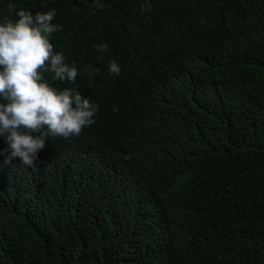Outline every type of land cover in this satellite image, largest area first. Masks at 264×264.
<instances>
[{
    "label": "trees",
    "instance_id": "16d2710c",
    "mask_svg": "<svg viewBox=\"0 0 264 264\" xmlns=\"http://www.w3.org/2000/svg\"><path fill=\"white\" fill-rule=\"evenodd\" d=\"M9 2L56 11L78 76L45 79L98 111L0 157V264H264V0Z\"/></svg>",
    "mask_w": 264,
    "mask_h": 264
},
{
    "label": "clouds",
    "instance_id": "9594fccd",
    "mask_svg": "<svg viewBox=\"0 0 264 264\" xmlns=\"http://www.w3.org/2000/svg\"><path fill=\"white\" fill-rule=\"evenodd\" d=\"M7 9L9 15L0 22V157L33 167L49 136L77 137L93 127L98 106L79 91L58 90L45 79L50 73L53 81L75 83L78 76L50 42L61 28L52 23L56 11L33 14L12 2ZM96 48L102 55L108 51L106 44ZM108 70L117 76L121 72L114 60ZM84 71L99 75L91 66Z\"/></svg>",
    "mask_w": 264,
    "mask_h": 264
}]
</instances>
